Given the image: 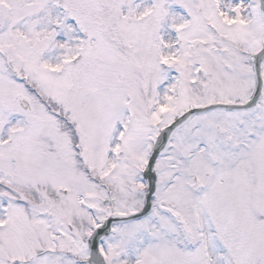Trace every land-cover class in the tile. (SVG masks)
Returning a JSON list of instances; mask_svg holds the SVG:
<instances>
[{
    "label": "snow or ice",
    "instance_id": "obj_1",
    "mask_svg": "<svg viewBox=\"0 0 264 264\" xmlns=\"http://www.w3.org/2000/svg\"><path fill=\"white\" fill-rule=\"evenodd\" d=\"M0 264H264V0H0Z\"/></svg>",
    "mask_w": 264,
    "mask_h": 264
}]
</instances>
